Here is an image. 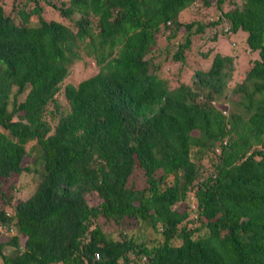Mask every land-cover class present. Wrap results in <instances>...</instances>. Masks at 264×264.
I'll use <instances>...</instances> for the list:
<instances>
[{
  "label": "trees",
  "instance_id": "1",
  "mask_svg": "<svg viewBox=\"0 0 264 264\" xmlns=\"http://www.w3.org/2000/svg\"><path fill=\"white\" fill-rule=\"evenodd\" d=\"M193 1L0 0V186L35 179L24 197L0 189V264H264V0H214L233 6L217 32L256 56L240 81L237 55L216 52L169 86L158 39L182 26L183 62L205 27L178 18ZM82 55L97 71L61 87Z\"/></svg>",
  "mask_w": 264,
  "mask_h": 264
},
{
  "label": "rangeland",
  "instance_id": "2",
  "mask_svg": "<svg viewBox=\"0 0 264 264\" xmlns=\"http://www.w3.org/2000/svg\"><path fill=\"white\" fill-rule=\"evenodd\" d=\"M6 3L8 0H5ZM232 2L235 1L236 5H240L241 0H231ZM231 3V2H230ZM233 6L230 5L227 1L221 5V9H216L214 7V0L211 1L209 6H204L201 3V0H194L190 6L182 11L178 18H180V22L188 23L190 21H196L198 23H202L205 25L204 30L201 34H195L191 36V43L188 49L184 51L183 62L175 61L172 59V53L176 49V44L181 42L183 38V27L181 26L178 29V32L174 38L170 41L166 42L164 37H160L158 39V49L155 52L156 60L159 62V75L169 82V86H174L180 81H184L185 83H189L190 76L195 69H208L210 60L212 55L216 52H220L221 54H231L237 55L236 59V73L234 81H240L244 71L249 68L250 61L254 59L256 56L255 54H247L243 53L242 48L244 45V38L239 33H234L230 36H224L223 33H218L223 29L224 25H228V23L221 19L222 12L226 11ZM51 12V11H50ZM46 17H54L59 18L57 11L55 13H47L44 14ZM77 17V13L71 15L68 19H62L63 23L70 28L74 29L73 22ZM55 19L56 21H59ZM220 19V20H219ZM218 21L215 25H208L210 21ZM218 33L217 38L212 40V36L214 33ZM241 35V36H239ZM242 38V40H241ZM231 41L234 42L232 46ZM206 53L205 56L202 54ZM243 53V54H242ZM68 75L65 77L63 81L60 82V86L63 87L66 83L76 84L81 79L93 74L97 71V66L94 65L93 60L90 57L82 55V58L76 61L75 64L71 65L69 69ZM230 85L233 83H229ZM21 98V96L19 97ZM57 100H61L60 91L56 95ZM59 100V101H60ZM61 102V101H60ZM63 104L65 102L63 101ZM61 105V103H60ZM217 106L222 110L223 113L229 109V105L227 103H218ZM210 155V154H209ZM215 155H210L214 159ZM200 163L203 165V170L205 172L210 171L211 165L208 161V157H203L200 159ZM3 182L0 186V189H6L7 192L12 193L13 195L16 193L17 197H24L27 194H30L35 186V179L31 177L28 173H23L15 177H11L7 180H2ZM128 185H134L135 187H141L144 183V177L141 175L140 171L134 170L132 175L128 178ZM193 192H189L188 204L189 207L192 208L195 206V203L192 198ZM88 202L96 203L98 200L95 194H88L86 196ZM190 208H188L190 210ZM192 211V210H191ZM190 217H195V213L190 214ZM127 221H132L128 219ZM104 228H108V226H104ZM110 228V227H109ZM145 233L148 234L149 237H156L152 234V232L147 228H142ZM109 231V230H108ZM126 232L130 233H138L139 230L137 228V224H133V226L128 229ZM110 235L115 236L116 231H111ZM23 236H19L20 244H22Z\"/></svg>",
  "mask_w": 264,
  "mask_h": 264
},
{
  "label": "clouds",
  "instance_id": "3",
  "mask_svg": "<svg viewBox=\"0 0 264 264\" xmlns=\"http://www.w3.org/2000/svg\"><path fill=\"white\" fill-rule=\"evenodd\" d=\"M227 29H228V25H224L222 31L225 32ZM226 33H227L228 36L232 35V33H231L230 31H227ZM231 44H232V46H233V45H234V42L231 41Z\"/></svg>",
  "mask_w": 264,
  "mask_h": 264
}]
</instances>
